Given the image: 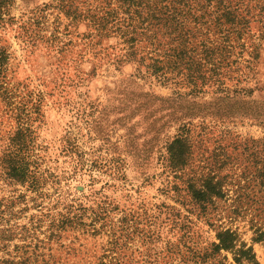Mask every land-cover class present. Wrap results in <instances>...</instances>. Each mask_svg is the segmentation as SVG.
<instances>
[{
    "label": "rangeland",
    "instance_id": "1",
    "mask_svg": "<svg viewBox=\"0 0 264 264\" xmlns=\"http://www.w3.org/2000/svg\"><path fill=\"white\" fill-rule=\"evenodd\" d=\"M239 2L237 28L223 34L229 39L211 32L215 46L232 51L222 79L264 101V0ZM124 9L116 0H14L0 27V46L12 57L8 91L0 93V264H254L216 249L227 230L237 235L235 249L251 248L264 264V240H254L264 231L256 170L263 124L195 120L177 175L162 148L145 162L129 158L112 95L116 80L137 68L124 57V66L113 65L131 51L117 30ZM92 15L109 21L101 37ZM135 45L146 65L156 57L143 37ZM166 85L153 89L165 96ZM23 130L31 133L29 161L46 179L38 191L5 165ZM218 161L223 197L213 195L207 208L195 204L188 182L198 186Z\"/></svg>",
    "mask_w": 264,
    "mask_h": 264
},
{
    "label": "trees",
    "instance_id": "2",
    "mask_svg": "<svg viewBox=\"0 0 264 264\" xmlns=\"http://www.w3.org/2000/svg\"><path fill=\"white\" fill-rule=\"evenodd\" d=\"M116 1L122 4L126 12L123 25L117 30L131 51L113 65L124 66L123 57L126 62H137L134 73L116 80L112 93L116 95L114 100L118 103L117 113L124 126L125 143H128L131 160L138 158L143 162L148 161L156 146L165 150V154L160 155L176 174L183 169L184 160L188 157V136L195 120L243 122L254 119L264 125V101L257 100L247 90L225 87L223 68L232 51L228 46H215L217 43L212 38L214 33L220 34L226 41L229 39L230 32L225 37L223 34L225 28L231 31L237 28L236 9L239 8L240 0ZM13 2L0 0V27L7 24ZM74 14L77 19L78 15ZM108 16L114 14L109 13ZM89 18L92 27L98 31L96 36H103L105 29L102 21L109 23L107 18L101 15ZM113 27L111 25L109 29ZM142 37L148 40L156 54V57L149 58L151 62L147 65L144 63L145 58L136 54L139 52L136 41ZM11 58L7 49L0 46V93H4L2 90L8 91L7 76ZM155 84H167L171 89L170 94L163 96L156 93L153 89ZM5 98L10 97L7 95ZM110 131L113 132V128ZM19 137L5 157L6 168L12 179L18 181L21 176L32 191L41 190L46 179L43 173L38 172L40 164L29 161L31 133L23 130ZM107 154L104 156L107 157ZM111 161L109 159L105 164L110 165ZM219 162L215 167L211 164L210 173L204 181L200 180L198 186L188 182L187 190L195 204H205L207 208L214 202L213 195L223 197L221 182L216 180L213 170L224 169V161ZM256 170L264 182V159L258 161ZM258 230L261 231L259 227ZM236 238L235 232H219L220 242L216 249L235 250L239 262L244 258L258 264L251 248L244 249L242 246L235 249ZM254 240L263 241L264 231Z\"/></svg>",
    "mask_w": 264,
    "mask_h": 264
}]
</instances>
